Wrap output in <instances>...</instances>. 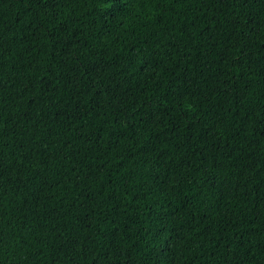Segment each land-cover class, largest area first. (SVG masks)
Returning <instances> with one entry per match:
<instances>
[{
    "label": "trees",
    "instance_id": "1",
    "mask_svg": "<svg viewBox=\"0 0 264 264\" xmlns=\"http://www.w3.org/2000/svg\"><path fill=\"white\" fill-rule=\"evenodd\" d=\"M0 264H264V0H0Z\"/></svg>",
    "mask_w": 264,
    "mask_h": 264
}]
</instances>
